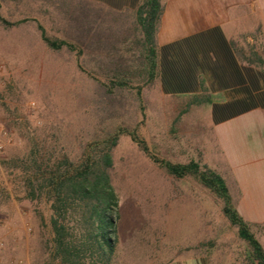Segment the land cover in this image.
<instances>
[{"label":"rangeland","instance_id":"1","mask_svg":"<svg viewBox=\"0 0 264 264\" xmlns=\"http://www.w3.org/2000/svg\"><path fill=\"white\" fill-rule=\"evenodd\" d=\"M61 2L76 0H55ZM2 16L16 20L37 18L55 36L72 40L67 21L51 0H0ZM125 33L134 27L132 18L119 17ZM96 83L75 66V56L53 51L41 40L34 22L6 28L0 24V182L9 190L18 176L15 162L28 148L27 135L45 136L48 144L73 150L91 132L105 100ZM144 117L134 91L118 89L108 96V109L119 110L159 157L186 162L195 158L220 171L232 197L236 179L248 191L264 192V153L233 152L236 167L226 164L216 144L215 131L204 119L201 106L185 107V99L160 95L156 85L142 89ZM198 117V116H197ZM256 159V160H255ZM114 184L119 195L121 241L134 249L129 259L159 262L174 258L199 242L213 241L211 252L218 264H243V242L221 213V201L191 178L176 179L151 162L129 136L114 149ZM239 165V166H238ZM51 211L43 197L35 201L0 203V264H43L51 239ZM255 235L264 248V228ZM128 254V253H127Z\"/></svg>","mask_w":264,"mask_h":264},{"label":"trees","instance_id":"2","mask_svg":"<svg viewBox=\"0 0 264 264\" xmlns=\"http://www.w3.org/2000/svg\"><path fill=\"white\" fill-rule=\"evenodd\" d=\"M67 21L72 40L50 34L35 17L9 20L2 16L6 28L34 22L44 44L53 51L66 50L75 56V66L93 80L99 96L106 101L96 116L91 132L78 141L76 149L48 144L45 136L27 135L28 148L18 156V176L9 190L0 182V203L8 200L35 201L41 197L51 211V239L43 264H143L128 255L121 241L119 195L114 184V149L122 136H129L139 150L173 178H191L221 201V213L236 228L245 242L240 253L243 264H264V248L255 230L264 223L243 219L236 209L223 174L195 158L175 162L159 157L139 134L140 123L130 125L119 110L108 109V96L118 89L134 91L139 113L144 117L142 89L155 84L157 78L156 32L164 0H140L132 13L134 27L125 33L108 23L118 22L121 13L86 0L58 2L51 0ZM195 102L200 103V99ZM214 242H199L186 250H210ZM128 253V254H127Z\"/></svg>","mask_w":264,"mask_h":264},{"label":"crops","instance_id":"3","mask_svg":"<svg viewBox=\"0 0 264 264\" xmlns=\"http://www.w3.org/2000/svg\"><path fill=\"white\" fill-rule=\"evenodd\" d=\"M86 1L129 18L140 3ZM156 43L158 93L185 99V107L201 106L203 113L189 119L200 116L215 131L226 164L237 166L238 150L264 153V0H164ZM235 184L239 214L264 223V192L248 191L242 179ZM219 259L202 250L143 264H218Z\"/></svg>","mask_w":264,"mask_h":264}]
</instances>
